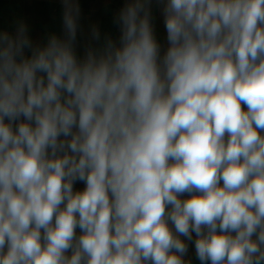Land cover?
Returning <instances> with one entry per match:
<instances>
[{
    "label": "clouds",
    "instance_id": "1",
    "mask_svg": "<svg viewBox=\"0 0 264 264\" xmlns=\"http://www.w3.org/2000/svg\"><path fill=\"white\" fill-rule=\"evenodd\" d=\"M63 7L0 32V264H264V0H167L162 58L148 0L82 58Z\"/></svg>",
    "mask_w": 264,
    "mask_h": 264
},
{
    "label": "crops",
    "instance_id": "2",
    "mask_svg": "<svg viewBox=\"0 0 264 264\" xmlns=\"http://www.w3.org/2000/svg\"><path fill=\"white\" fill-rule=\"evenodd\" d=\"M75 2L80 7L75 43L78 57L82 58L88 47L102 49L107 39L119 43L121 29L117 19L131 0H75ZM166 2L167 0H148L151 24L160 44L161 58L169 46L163 13ZM63 15V0H0V32L14 35L18 26L25 25L34 44L43 45L51 35L64 38ZM94 28L99 31V40L92 36ZM85 187L83 182L77 181L74 183L73 191H82ZM180 198L187 199L189 194L186 193ZM76 231L79 235L80 230ZM195 238L193 234V239ZM184 259L191 261V264H200L194 243L188 242V252Z\"/></svg>",
    "mask_w": 264,
    "mask_h": 264
}]
</instances>
